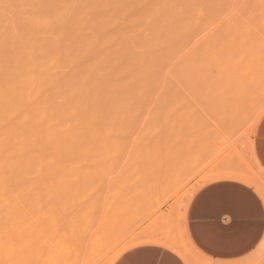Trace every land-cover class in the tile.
I'll list each match as a JSON object with an SVG mask.
<instances>
[{
  "label": "rangeland",
  "instance_id": "rangeland-1",
  "mask_svg": "<svg viewBox=\"0 0 264 264\" xmlns=\"http://www.w3.org/2000/svg\"><path fill=\"white\" fill-rule=\"evenodd\" d=\"M3 1H0V21L4 23H7L6 18H12L8 20L9 22L12 20L20 21L19 19H23V22L26 19L41 22L39 12L44 17H42L43 20L41 23L45 22V19L53 21L61 13L59 11L62 10L64 4L59 3L62 0H53L54 2L51 1L53 3H47L50 0H46L43 4H40L42 0H33L34 3H32L34 5H28L32 0H27L26 3L23 0H19V3L18 0ZM8 1L9 3L13 2L14 7H19V9H16L15 12V8L10 6L9 3H6ZM72 1L76 4L75 0ZM109 1L111 9H107L110 12L107 15L113 18L115 16L114 14L118 12L116 15L118 21L114 17L111 19L112 25L110 23V25L102 23L101 27L104 25L107 29L105 27L103 29L107 30L109 34L111 32L108 26L111 27V30L112 27L116 28L119 23L123 27L120 28L118 25L116 28L117 34L120 37L116 34V31H114L116 35H113V32L111 33L110 37L113 38V42L111 43L112 39L109 40L110 43L107 44L110 45V48L108 49H117L118 46L119 48L117 50H121V48L129 49L130 51L127 52H131V55L128 54V57L135 56V58H139L143 55L139 53L142 51V37L144 36L143 40L147 38L146 35L149 33L151 27L149 23H152L153 20L142 16L146 12L157 11H160L157 12L158 16L159 14L160 17L163 15L161 19H157L160 23L162 21V24L157 20L154 21L157 22L156 25H161L158 26L159 32H162L161 34L159 33V36L164 33L166 34L163 35V40H161V36V39L157 38V43L162 41V44H160L163 46L161 47L160 44H157V50L144 53L146 57L143 55V59L145 57V60L138 62V59L134 58V60L129 57L128 60V57H126V62H123L126 69L130 68V70H127L132 72L133 68L136 69H133L132 73H135L134 70L137 71L138 67H141V70L144 69L141 77V81L144 83L141 81V83H137L139 90L135 93L137 97L134 96V100L139 101L141 99L140 101L142 103H138H140V106L143 105L141 111L144 109L143 113L145 114H97L98 116L96 114H81L73 117L81 123L79 130L82 129L83 131L80 130L76 133V139L78 138L77 140L79 141L80 138L81 141L77 142V145V140L74 137L71 142H66L68 143V147L71 145L74 148L71 146L67 148L66 143L64 145H58L59 143H56L57 146H52L53 144L49 146L48 144L46 149L44 145L43 148H41V145L39 149L38 146L36 147L37 149H32V159H30L31 162L33 160L32 168H29L31 167L30 161L28 162L29 167L28 163H26L28 168L25 167V171L27 172L29 170L30 174L27 173L24 175V178L27 180L30 179L29 183H26L28 181L23 178V173L26 172L20 170L24 169L23 164L18 165L16 172L18 170L21 172L19 171V176L18 172L15 173L14 178L15 182L19 180L22 184L20 182L18 183L20 185L12 183L15 186L17 185L16 189L22 186L21 189L24 192L31 188L33 195L35 193L39 196L42 192L44 197L46 196V199L40 197L42 193L39 199L36 195H34L35 197L32 195L34 197L32 201H34L31 203L32 201H30L31 198L29 197L31 189L27 193L25 192V194L22 192L24 194L25 204L29 201V205L27 204L26 206L33 207L34 209L26 208L25 204L23 205V200L21 201V197H19L21 189L18 191V196H16V190L13 189L14 193L9 192V194L11 193L12 195L10 194V196H15L16 198L14 197L15 200L13 198L9 199L17 201L16 199L19 197L18 202H22V206L25 207L22 210L20 208L21 204L17 203L16 205L15 203L18 207L17 209L20 208V210L15 211L16 209L14 210L15 206L13 204V211L10 212L12 208H10L9 203L12 202L8 198H5L8 193H4V196L2 193L0 197L2 199L3 197L5 198L4 202L9 206H7L9 210L8 208V211L6 210L4 202L2 203V200H0V204H4L0 206H4L5 208V211L0 208V217L4 219L2 220L3 222L0 221V264H70L73 262L72 260H74L75 254L79 257L80 254L78 252H86L87 249L89 250L87 252L89 253L87 254L88 256L82 252L85 254L84 260L87 261L88 259L86 264H112L125 248L128 249L134 246L132 244L137 245L147 243L148 241H159L174 247L183 255L188 264H211L206 257L191 247L187 241L186 211L193 195L203 185L211 181L222 178H235L254 186L264 199V171L254 156L252 149L257 124L264 114V0H197L198 3L196 0H172L173 3H171V0H117L119 4L115 0ZM64 2L70 5L73 4H71L70 0H65ZM3 3L12 15L15 14L14 19L10 13L11 16L9 18L7 10L6 14ZM113 3L115 5L118 4L116 6L117 8L119 6L121 8H118V11L116 7L112 8L114 6ZM123 3L126 6L122 5ZM134 3L137 6H130L131 4L134 5ZM176 4H179L180 7ZM22 6L23 8L21 9L20 7ZM25 6L28 7L27 10L26 8L24 9ZM50 6L51 8H49ZM150 6L154 7H151L152 9L150 10ZM52 7H56V9L53 8L54 10H52ZM124 7L125 13L128 10L126 7L130 9L128 11L132 15L129 18L132 19L134 24L126 16L129 12L126 15L124 14L122 10ZM133 7L135 10L132 9ZM33 9L36 10L34 11ZM131 9L133 12H131ZM139 9L141 12L139 11L137 13ZM56 10L59 13L56 14ZM52 11L54 12L52 13ZM105 11L102 12L104 13L102 15L106 19L107 12ZM111 11H116V13L112 12L114 16L111 14ZM134 11L137 12L134 13ZM54 13L55 15H52ZM19 14L25 16V18ZM136 14L139 15L136 16ZM176 14H178V18ZM17 15L19 16L17 17ZM124 16L128 20H125L126 18ZM172 17L177 18L178 20L175 19L177 22ZM165 18H169L166 24ZM115 22L116 25L113 24ZM126 22L130 23V25ZM172 22L175 25L172 24V26ZM124 24L127 25L124 26ZM169 24V27L172 28H170V33L168 31L163 32L169 28ZM43 26L36 27L34 31L38 34L41 31V36H45L43 33H46V36H52L56 32V24L48 25L49 27ZM50 26L56 27L53 30L52 28L50 29ZM164 26L165 29L163 28ZM126 27L128 28L126 29ZM160 27H162L163 31ZM46 28H49V34L52 35L46 32V30L48 31ZM143 29L146 35L143 34ZM43 30L45 31L43 32ZM72 30L69 37L71 35H78L81 32V29L72 28ZM77 30L79 33L74 34ZM104 30L103 34L102 30L100 31L103 39L106 32ZM126 31L127 33H125ZM85 33L90 35V32L87 30ZM121 33L122 36L120 35ZM168 33L170 36H168ZM127 36L128 38L130 37L129 41ZM178 36H180V39H178ZM124 37L126 41L125 39L123 40ZM134 38L137 42L134 41ZM173 39H176V41L174 40L176 44L180 43V41L184 42L185 40V45L183 43L182 45L188 48L186 50L181 49L183 50L182 53L180 50H178L180 53L178 51H171L169 53L170 48L173 50L172 47L175 46ZM122 40L126 44L122 43ZM166 40L168 43H166ZM114 42L116 45H114ZM166 44L167 47L165 46ZM124 45L126 47L130 46V48H126ZM180 45L177 44L176 47ZM131 46L134 49H131ZM160 47L170 48L163 53L164 48L161 50V53ZM133 51L134 53H132ZM176 52H178L177 55L180 57L176 56L177 58L173 59L171 55H174L173 53ZM169 54H171L172 60L168 56ZM164 57H166V61ZM159 59L160 61L158 63L157 60ZM155 60L158 64H154ZM170 60L172 63H168ZM189 61H191V64ZM184 63L187 65L186 71L185 68H182L185 67L183 65ZM141 64H144V68ZM129 65H133L134 67H129ZM136 65L138 66L136 67ZM164 65L169 66L165 68ZM217 67L220 69L223 67V69L220 70ZM178 68L179 70L182 68V71L180 70L182 74L176 72ZM169 69L170 71H168ZM157 70L160 71L158 72ZM210 71L213 72L212 75H216H214L216 79L213 78L215 81L219 77V81L216 84H211L218 86L219 82L222 84V80H224V87H221L224 91V114H217L216 104H214L215 101L209 103L207 105L208 107L206 105L204 107L198 100V94L196 95L197 92L200 93V88L197 89L198 86L204 89V92L207 90L206 92L208 93L213 89L214 93L220 90L219 87H216V89L212 88V85L211 90L209 86L210 79L208 85L206 83L208 79H203L210 77V75L208 76ZM161 72H164L163 75L166 77L162 78ZM170 72L173 75L177 74L176 76L178 77L173 76ZM186 73H189V75ZM169 75L170 77H167ZM147 76L152 80L149 81L146 78ZM183 76H188V79L183 78ZM220 76H223V79ZM144 77L145 79H143ZM156 77L160 78L157 79ZM165 78H167V82L164 80ZM168 79H170V82H168ZM181 79L185 80L183 81ZM155 80H159L160 82H156ZM161 80H164L163 82L166 84L161 83ZM147 81L150 83L148 84ZM180 81L185 83L182 84ZM198 81L200 83L197 84ZM201 81H205L206 86ZM154 84L158 87L153 86ZM147 87L149 89L152 88V91H154V101L151 100L153 99V92H151V89L148 92L149 89ZM145 88L148 90H145ZM156 90L159 92L157 93ZM138 92L140 94L142 93L143 96ZM161 92L162 94H160ZM144 93L146 94L145 96ZM144 97L145 99L148 97L151 99L149 101L146 99L148 102L144 103L146 101L142 99ZM162 99L163 104L160 101ZM168 101L172 103L170 104ZM155 106L157 107L155 108ZM197 107H200L203 113ZM160 108L164 111H161ZM180 110L181 112H178ZM29 116L30 119L34 117L33 114H17L16 120L26 121L22 126L28 123L32 124L33 120L30 122ZM27 117L28 119L26 120ZM106 121H111V124ZM85 122L87 124L86 127ZM89 136L92 137V139L90 137L91 140L86 139ZM101 143H104V145H101ZM41 168L46 170L44 171L45 175L42 174L43 170L41 171ZM30 169H34L33 171L35 172H31L32 170L30 171ZM34 173H37V175ZM21 179L26 180L24 182L27 185L31 181V183L38 187L31 186L30 184L29 188H25L26 185ZM38 180H43V182ZM23 183L25 186H23ZM33 187L39 188L41 192L34 190L35 188L33 189ZM55 189H58L57 192ZM15 193L16 195H13ZM44 193H48V195ZM59 196L62 198H59ZM100 197L102 198L100 199ZM25 198L30 199L26 200ZM40 198L44 199L43 203H41L42 200ZM21 210L23 212H20ZM23 218H25L24 221ZM94 220L95 222L98 220V223H95ZM81 237H83V241L81 240L83 243L80 241ZM76 238L79 240L77 241ZM78 243L80 250H77L78 246L75 247ZM86 245H88L87 249L85 247ZM100 252L101 254H99ZM103 254H105L104 257L102 256ZM86 257L87 259H85ZM75 261L73 262L74 264H81ZM237 264H264V237L260 244L242 262Z\"/></svg>",
  "mask_w": 264,
  "mask_h": 264
},
{
  "label": "bare ground",
  "instance_id": "bare-ground-1",
  "mask_svg": "<svg viewBox=\"0 0 264 264\" xmlns=\"http://www.w3.org/2000/svg\"><path fill=\"white\" fill-rule=\"evenodd\" d=\"M23 1L26 3L27 0H23ZM45 1L46 0H44V1L42 0V2H40V4L41 3L43 4V2H45ZM51 1H53V0H50L47 3H53L54 2V1L53 2H51ZM64 1L62 0L61 2H59V3H64V4H63V7H62V10L59 11L61 13L58 14L59 16L56 15L57 17L53 21H49V20L45 19L44 20L45 22L41 23L42 20H43L42 19L43 16H41L42 15L41 12H39L40 13V17H41V22L40 21H30L29 19H28L29 21L26 19L27 22L25 20L23 22L22 21L23 19H19L20 21L12 20V21L9 22L8 20H11L12 18L11 19L6 18L7 19L6 20L7 23H4V22L0 21V196L2 195V193H3V196H4V193L5 194L8 193L5 196V198H8V199L9 198H11V199L13 198L15 200V198H16L15 196H12V197L10 196V194L12 192L14 193L13 189H15L16 190L15 192L17 193V195H16V193L13 194V195L18 196L19 193H20L19 197H21V199H20L21 201L23 200V205L25 204V202H24V194H25V192L27 193V191L28 190L30 191V189H31V188H29V185L31 184V186H33V185L36 186L35 184L31 183V181H30V184L27 185L26 183H29L30 179L27 180L26 178H24V175H26L27 173L30 174L29 170L27 172L25 171L26 170L25 167H27L26 163H28L30 161L31 167H29V163H28V167L32 168L33 160H32V162L30 160V159H32L31 158V151H33L32 149L36 148L37 146H38V149H39V146L41 147V145H42L41 148H43V145H44L45 149H46L47 148L46 146H48V144H49V146H51V144H53L52 146H55V145L57 146L58 143H59L58 145H60V144L64 145V143H66V142H71L74 137L76 139V133L78 131L82 130V129L79 130L81 123L77 119H74L73 117L79 116L81 114H84V115L85 114H96V115L97 114H109V115L110 114H145V113H143L144 109H143V111H141L142 110L141 108H143V105H141L142 107L139 105L140 103H142L140 101L141 99L139 98L140 99L139 101L134 100V96L137 97V95L135 93L137 92V90H139L138 84L142 82L141 81V77H142V73H144V72H142V71H144V69H143L144 68V64H141L143 66V68H142L143 70H141V67H138L137 71H135L136 69L133 68V69H135L134 70L135 73H132L133 69H132V72H131V71H129L130 68H127V69H129V70H127L126 66L123 65V62L125 61V59H127L126 57H128V54L131 55V52L130 53L127 52V51H130V50L129 49L128 50L122 49L121 47H120L121 50L120 49L117 50L119 48V46L117 47V49L115 48L116 50L115 49H108V48H110V45L107 44V43H110L109 40L112 39L111 43L113 42V38L110 37L111 33L113 32V35L117 34L116 28L118 27V25L120 23L117 24L116 28L112 27V30H111V27L108 26V25H110V24L112 25L111 19L116 17L118 12L116 13V11H114V12L111 11L112 15H113V13H116V14H114L115 16L113 15L114 16L113 18L110 17V15H107L108 13L110 14V12L107 9H109V8L111 9V7H110L111 5H110V1L109 0H106V1H102V0H80V1H77V0H75L76 4H74V1L71 2V0H70L71 4L73 3L72 5L67 4ZM66 1H68V0H66ZM115 1H117V0H115ZM2 2H4V1L2 0ZM15 2H17V1H15ZM32 2H33V0L31 2H29L28 5H32L34 3V2L33 3ZM112 2H114V1H112ZM196 2L198 3L197 0H196ZM6 3L8 4L9 1L6 2ZM18 3H19V0H18ZM117 3H118V1H117ZM171 3H173L172 0H171ZM55 4H56V2H55ZM118 4L117 5L114 4V6L112 8H115L116 6H118ZM132 4L130 6H134V7L137 6L136 3H134V5H132ZM169 4H170V2H169ZM9 5L13 6V7L15 6L13 4V2L9 3ZM36 5H37V3H36ZM122 5L126 6L125 3H123ZM148 5H150V4H148ZM176 5L179 6V4H176ZM186 5H188V4H186ZM168 6H166V8H168ZM3 7H4V10H5L6 14H7V11H8L7 15H9V18H10V16L12 14L9 12V10L6 9V5L4 6V3H3ZM45 7H46V5H45ZM134 7L132 9L135 10ZM151 7L152 6H150V10L154 6L152 8ZM14 8H15V10H14L15 12H16V9H19V7L18 8L14 7ZM20 8L22 9L23 6L20 7ZM25 8H26V10L28 9V7H26V6L24 7V9ZM29 8L31 9V7H29ZM49 8H51V6ZM53 8L54 7H52V10L56 9V7L54 9ZM118 8L120 9L121 7L119 6ZM118 8H117V11H118ZM126 9L130 10L127 7H126ZM132 9H131V12H133ZM143 9H142V11H143ZM148 9H149V7H148ZM33 10L35 11L36 9H33ZM104 10H106L105 12H107L106 13V17H107L106 19L102 15V14H104V13H102V12H104ZM113 10H115V9H113ZM122 10L124 12L125 11V7ZM122 10H120V11H122ZM128 10H126V13L129 12ZM37 11H41V10H37ZM120 11H119V13H121L123 15V13L120 12ZM139 11H140V9L138 10V12L134 11V13L135 12L139 13ZM185 11H188V10H185ZM12 12H13V10H12ZM53 12L54 11H52V13ZM59 12L57 11L56 14L59 13ZM157 12H160V11H157ZM157 12H148V13L146 12V14L143 13L144 15L142 16V17H147V19L151 18L153 20V21L151 20L152 23H149V24H151V27H150V31H149V33L147 35L144 33V29H143V34H145L147 38H145V40H143L144 36L142 37V42H141L142 43V45H141L142 51L139 52L141 49L138 51L139 53H142L143 55H145L144 53H147V52L149 53L151 51L154 52L155 50H157V44H160V43L162 44V41L157 43L158 42L157 38H160V36H161L162 39L161 38L160 39L163 40V35H166L164 33V34L159 36L160 32L158 30V28H159L158 26H161V25H156L157 22H154V21H156L158 18L161 19L163 15H161V17H160V14L158 16ZM126 13L124 12L125 15H126ZM13 14H14V12H13ZM20 14H22V13L20 12ZM25 14H26V12H25ZM31 14H33V13H31ZM45 14H47V12H45ZM121 14H119V15H121ZM178 14H176V17L178 16ZM19 15H17V17ZM52 15H55V13L52 14ZM119 15H118V17H119ZM131 15H132V13L130 14V12H129V14H127L126 16L129 18ZM137 15H139V14H136V16ZM14 16H15V14L12 15L13 19H14ZM20 16L25 18V16H23V15H20ZM34 16H36V15L34 14ZM48 16H49V14H48ZM126 16H124V17L126 18ZM200 17H202V16H200ZM3 18H4V16H3ZM45 18H47V17L45 16ZM134 18H135V16H134ZM172 18H174V17H172ZM177 18H174V20L177 19ZM116 19L118 21L117 17H116ZM129 19H131V18H129ZM168 19L169 18H167V19L165 18V24H166ZM125 20H128V19L126 18ZM141 21H143V20H141ZM112 22H114V21H112ZM128 22H126V23H128ZM130 22L133 23L132 19H131ZM137 22H138V20H137ZM102 23H105V25L108 24L107 26L110 28L109 29L110 32H111L110 34L108 33L107 30L103 29V27H105L104 25H103V27H101ZM135 23H136V21H135ZM51 24H56L57 25L56 32L54 33V35L49 34V28H46V29H48V31L46 30V32H48V34L52 35V36H46L47 35L46 33H43V34H45V36H41L40 35V33H42L41 31H40L39 34L34 31V29L36 27L40 26V25H42V26L45 25L46 27H49L48 25H51ZM113 24L116 25V22L113 23ZM160 24H162V21H161ZM172 24H173V22L171 23V25ZM125 25H127V24H124V26ZM128 25H130V23H128ZM173 25H175V24H173ZM45 26H43V27H45ZM165 26L163 27L164 29H165ZM169 26H170V24L168 25V27ZM54 27H56V26H50V29L52 28L54 30ZM119 27L122 28L123 25H119ZM176 27H177V24H176ZM72 28L73 29L76 28V29H79V30L81 29V32L79 33L78 30H77V31H75V33L74 32L73 33L74 34L79 33L78 35H75V36L71 35V37H69V34L72 33V31H73ZM127 28L128 27H126V29ZM170 28L171 27H169V28H167V30L165 29V31H163L162 27H160V29H162L163 32L171 31L172 28L171 29ZM113 29H115V30H113ZM129 29H130V27H129ZM168 29H170V30H168ZM86 30L88 32H90L89 33L90 35L85 33ZM101 30H102V34L104 33L103 30L106 31L105 34H104L105 35L104 39L100 35V31ZM124 30H125V27H124ZM174 30H176V29H174ZM36 31H38V30H36ZM44 31L45 30H43V32ZM114 31H116V34H114ZM106 33H107V36H106ZM125 33H127V31ZM139 33H140V31H139ZM173 33L175 34L174 31H173ZM136 34H137V32H136ZM136 34H135V36H136ZM120 35L122 36V33ZM124 36L126 37V35H124ZM132 36H134V35H132ZM168 36H170V34ZM171 36H172V34H171ZM181 36H183V35H181ZM125 37L123 38V40L125 39ZM179 37L180 36H178V39H180ZM127 38H128V36H127ZM129 38H128V41H129ZM183 38H184V36H183ZM168 39H169V37H168ZM174 40L176 41V39H173V41ZM116 41L118 42L117 38H116ZM125 41H126V39H125ZM134 41H135V38H134ZM115 42H114V45H116ZM135 42H137V40ZM135 42H134V44H135ZM122 43H125V42L123 41ZM164 43H165V41H164ZM166 43H168L167 40H166ZM182 43L185 45L186 41L185 40H184V42L180 41V43H177V44L178 45L181 44V45L176 47L177 44L175 42V46L172 47L173 50H171V48L169 47L170 48L169 53H171V51L175 52V51H178V50H180L181 53H182L183 50H181V49H185L186 50V48H188V47L185 48L182 45ZM127 44H128V42H127ZM114 45H111V46H114ZM120 46H122V45H120ZM162 46L163 45H161V47ZM165 46L167 47V44ZM132 47L133 46H131V49H134V47L133 48ZM126 48H130V46H127ZM158 48H159V46H158ZM164 48L165 47L161 48L160 52ZM169 48H167V49L169 50ZM167 49L165 48L163 53H165L167 51ZM134 51L132 53H134ZM158 51H159V49H158ZM180 51H178V52L180 53ZM178 52L173 53L175 56L171 55V54H169L168 56L171 55L173 59L177 58L176 56H179V55H177ZM143 55L142 56L140 55L141 57H139V58L138 57L135 58V56H132L133 58L130 57V56L129 57L131 59H134V58L138 59L137 61L140 62V60H145L146 55H145L144 59H143ZM171 56H170V58H171ZM129 57H128V60H129ZM164 58H165V61H166L167 60L166 57H164ZM172 58H171V60H172ZM171 60L168 61V63L169 62L172 63ZM157 61L159 63L160 59L157 60ZM185 61H187V60H185ZM133 62H132V64H133ZM189 62L191 64V61H189ZM189 62H186V63H189ZM155 63H156V60L154 61V64ZM158 63H156V64H158ZM171 63H170V66H171ZM181 64H180V67H181ZM133 65L132 66L129 65V67L130 66L134 67L135 65L134 66ZM183 65H185V63ZM137 66L138 65H136V67ZM166 66H165V68H166ZM186 66L187 65H185V67H182V68H185V71H186ZM165 68H163V69H165ZM182 68L180 69L181 71H182ZM189 69L191 70L190 67H189ZM217 69H220V68L217 67ZM222 69H223V67H221L220 70H222ZM180 70H179V68H178V71H176V69H175L176 72H180L182 74V72ZM147 71H149V70H147ZM166 71H167V69H166ZM168 71H170V69ZM183 71H184V69H183ZM164 72L160 73L162 75V78L166 77L165 75H163ZM173 72L174 71H172V73ZM130 73H132V74H130ZM189 73H190V71H189ZM189 73L188 74L186 73V74L189 75ZM212 73L213 72L210 71L209 74H208V76L210 75V77H212V78L208 77V78H203V79L204 80L208 79V80H206L207 85H208V81L210 79V82H209L210 83L209 84L210 88H211V85H212V88L216 89V87L217 88L219 87L220 90H217L214 93L213 92L214 89L212 90V88H211L212 91H210V88H209V91L212 92V94H210V92L209 93L206 92L207 90H205V92H204V89H202L201 87H199L197 85L198 86L197 89L200 88L199 89L200 93L197 92L196 95L198 94V97H199L198 100L201 102V104L204 107H205V105L207 106L209 103L215 101L214 104H216L217 114H224V107H223V98H224L223 93H224V91H223V88L221 89V87H224V80H222V84L219 82V85L221 84L220 86L218 85V83H217L218 86H216L215 84H216L217 81H219V77L217 78V81H215L214 80V79H216V77L214 78L215 74L212 75ZM173 74H175V73H173ZM184 74H185V72H184ZM176 75H173V76L178 77ZM219 75H221V73H219ZM222 75H223V72H222ZM204 76H206V75H204ZM167 77H170V75L167 76ZM220 77L223 79V76H220ZM146 78H148V76ZM154 78H153V80H154ZM158 78H160V77H158ZM183 78H187L188 79V76H186V77L183 76ZM221 78H220V80H221ZM143 79H145V77ZM166 79L167 78H165L164 80L167 82ZM170 79H168L169 80L168 82H170ZM148 80L151 81L152 79L150 80L148 78ZM164 80H161V83H165V82H163ZM181 80H183V79H181ZM157 81L160 82L159 80H157ZM171 81H173V80H171ZM180 82L182 83V81H180ZM190 82H192V81H190ZM195 82H196V78H195ZM201 82L204 83L205 81H201ZM142 83H144V82H142ZM149 83L150 82H148V84ZM184 83L185 82H183L182 84H184ZM198 83H200V81H198L197 84ZM211 83H215V84H211ZM145 84H146V81H145ZM187 85H189V84H187ZM213 85H215V86H213ZM153 86H155V84ZM160 86H162V84H160ZM205 86H206V84H205ZM155 87H158V86H155ZM166 87H167V85H166ZM171 87H172V85H171ZM188 88L190 89V87H188ZM148 89L145 88V90H148ZM150 89H151V92H153V99L149 98L150 96L148 97L149 99L148 98H146V99L148 101L150 99L152 101H154V99H155L154 98L155 97L154 91H152V88H150ZM150 89L148 90V92L150 91ZM184 89H186V88H184ZM158 90H160V89L158 88ZM182 91H184V90H182ZM156 92H157V90H156ZM188 92H190V91H188ZM160 94H162V92ZM145 95L146 94L144 93V96ZM173 95H175V94H173ZM141 96H143V94ZM163 96H165V95L163 94ZM163 96H162V98H163ZM138 97H140V96H138ZM188 98H190V97H188ZM142 99L144 100L145 97L142 98ZM196 99H197V97H196ZM147 100L144 101V103L148 102ZM169 100H171V99H169ZM160 101H162V104H163V99L160 100ZM138 102H140V103H138ZM169 103L171 104L172 102H169ZM201 104L199 103V105H201ZM156 107L157 106H155V108ZM158 107H159V105H158ZM163 107H164V105H163ZM163 107H161V108H163ZM167 107H170V106H167ZM161 108H160V110L164 111L163 110L164 108L163 109H161ZM197 108L200 110V107H197ZM146 109H148V107H146ZM152 110H153V108H152ZM178 112H181V110L178 111ZM201 112L203 113V111H201ZM147 113H149V112L147 111ZM152 113H154V112H152ZM17 114H28V115L29 114H33L34 115L33 119H30V116H29L30 122L33 120L32 124L28 123L27 125L22 126V124H25L26 121L22 122V120H20V121L16 120V115ZM198 114H199V112H198ZM27 119H28V117L26 118V120ZM101 120H103V119H101ZM104 122H105V120H104ZM106 122L110 123L111 121H106ZM85 124H86V122H85ZM30 125L31 126L33 125V126L31 127ZM116 125H117V123H116ZM86 126H87V124L85 125V127ZM27 127H29V128H27ZM160 135H162V134H160ZM90 137L91 136H89V138H86V139L89 140ZM91 139H92V137H91ZM79 141H81L80 138H79ZM79 141L77 140L76 144ZM84 142H85V139H84ZM87 143H89V142H87ZM76 144H75V146H76ZM102 144L104 145V143H101V145ZM66 145H67V148H70V146H71V145H69V147H68V143H66ZM71 147H73V146H71ZM162 150H163V148H162ZM20 164H23V166H24L23 167L24 169H20V170L21 171L24 170V172H26V173H23V178L28 181V182H26V180H24V179L22 180L21 179L23 182L24 181L26 182V183L24 182L26 186L24 185V183H23V186H25V188L26 187L29 188L25 192H24V190L21 189L22 186L21 187L18 186L20 188L16 189L17 185L22 184V182L19 181V180H17V182H15V179H14L15 178V173L18 172V176H19V171L20 170H18L17 172H16V170H17L18 165H20ZM31 170L32 169H30V171ZM33 170L31 172H35ZM42 170H43V168H41V171ZM44 171H46V170H43L42 174H44ZM35 175H37V173ZM30 178H32V177H30ZM18 179H20V178H18ZM12 180H14V181H12ZM38 181H42L43 182V180H38ZM12 182L16 183L17 185L16 186H15V184L13 185ZM19 182H20V184H18ZM39 184H40V182H39ZM36 187H38V186H36ZM36 187H33V189L35 188L34 190H39V188L37 189ZM25 188H23V189H25ZM19 189H21V191L18 193ZM44 189H42V190H44ZM57 190H56V192H57ZM32 191L33 190L31 189V191H30L31 194L28 193L29 197L31 198L30 201H32V199L35 197L34 195H36L35 193L33 195ZM9 192H11V193L9 194ZM22 192H24V194ZM39 192H41V191L39 190ZM41 193H40V195H41ZM48 193H44V194L48 195ZM7 196H10V197H7ZM25 196H28V195H25ZM39 196L36 195V197H38V199H39ZM40 197H42V198L44 197L43 193H42V196H40ZM60 197L61 196H59V198ZM102 197H104V196L102 195ZM102 197H100V199ZM5 198L3 197V199L2 198L0 199V200H2V203L5 201L4 200ZM18 198L16 199L17 201H14V200L12 201L11 199H9L12 202V203H9L10 208H12V210H10V212L13 211V208H14L13 204L15 206L14 210L16 209L15 211H17V210L19 211L20 208L23 210V207H25L29 203V201H28V202H26L27 204H25V206H22V202L21 203L18 202ZM30 198H28V199L25 198V199L29 200ZM42 198H40V200H42L41 203H43V200L46 199V196L44 197V199H42ZM9 200H8V202H10ZM33 201L31 203H33ZM0 203H1V201H0ZM15 203H16V205H17V203L21 204L19 209H17L18 207L15 205ZM4 204H5L6 210H7V208L9 206L6 205V202H4ZM4 204H0V205H4ZM27 207L28 208H33V207L26 206V208ZM0 208L4 209V211H5L4 206L3 207L0 206ZM100 209H102V208H100ZM8 210H9V208H8ZM22 210L20 212H23ZM28 210H30V209H28ZM24 212L26 213V211H24ZM1 214H2V212H1ZM14 216H15V213H14ZM21 216H22V214H21ZM98 216H100V215H98ZM24 219L25 218H23V221H24ZM2 220H4L3 217L1 218L0 221H2ZM20 221H21V219H20ZM94 222H95V220H94ZM95 223H98V220ZM9 226H10V224H9ZM78 236H80V235L78 234ZM78 240L79 239H77V241ZM81 240L83 241V237H81L80 241ZM74 241H76V240H74ZM71 244H73V243L71 242ZM78 245H79V243L77 245H75V247H77ZM85 247L87 249L88 245H86ZM79 248L80 247L78 246L77 250ZM81 250H82V246H81ZM88 251H89L88 249H87L86 252L85 251H81V252L79 251L78 253L82 257H80V256L77 257V255L75 254L74 260H72V261L74 262L76 259L78 260V258H79L78 262H80L81 264H84V261H85V264H86L88 259L86 257L85 259H87V261L84 260V257H85L84 253H86V255H87V254H89V253H87ZM82 252H84V253H82ZM99 254H101V252ZM104 255L105 254H103L102 256L104 257ZM71 256H72V253H71ZM77 260L75 262H77ZM67 261H68V259H67ZM73 262H71L70 264H74Z\"/></svg>",
  "mask_w": 264,
  "mask_h": 264
},
{
  "label": "crops",
  "instance_id": "crops-1",
  "mask_svg": "<svg viewBox=\"0 0 264 264\" xmlns=\"http://www.w3.org/2000/svg\"><path fill=\"white\" fill-rule=\"evenodd\" d=\"M252 149L264 171V114L257 124ZM186 226L189 245L211 264L240 263L264 237V199L243 180L211 181L191 198ZM132 245L112 264H188L177 249L163 242Z\"/></svg>",
  "mask_w": 264,
  "mask_h": 264
}]
</instances>
